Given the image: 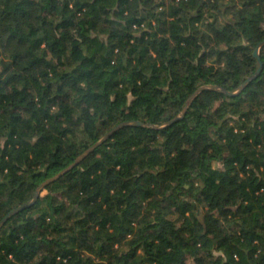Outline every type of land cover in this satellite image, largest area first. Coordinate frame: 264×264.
I'll list each match as a JSON object with an SVG mask.
<instances>
[{
  "label": "trees",
  "instance_id": "trees-1",
  "mask_svg": "<svg viewBox=\"0 0 264 264\" xmlns=\"http://www.w3.org/2000/svg\"><path fill=\"white\" fill-rule=\"evenodd\" d=\"M262 40L264 0H0V221L144 122L12 215L0 264H264V45L189 100Z\"/></svg>",
  "mask_w": 264,
  "mask_h": 264
},
{
  "label": "water",
  "instance_id": "water-1",
  "mask_svg": "<svg viewBox=\"0 0 264 264\" xmlns=\"http://www.w3.org/2000/svg\"><path fill=\"white\" fill-rule=\"evenodd\" d=\"M264 45V40L260 41L257 45V47L255 48V51H254V55L255 57L258 59V66H257V69H256V72L249 76L243 83L242 85L239 87L238 90H235V91H230L226 88H222L218 85H211V84H204V85H201L194 93L193 95L189 98V100H192L193 98H195L201 91L203 90H206V89H211V90H219V91H223L225 92L226 94L228 95H236L238 93H240L246 86L248 83H250L253 79L257 78L262 70H263V61L261 59V55H260V48L261 46ZM187 108H188V104L184 107L182 113L178 116H176L175 118L171 119L169 122L165 123V124H162V125H154L156 128H160V127H164L166 125H169L177 120H179L180 118L184 117L186 111H187ZM126 125H144V122L141 121V120H130V121H125V122H122V123H119L118 125H116L113 129H111L107 134H105L100 140H98L96 143H94L92 146H90L87 150H85V152H83L71 165H69L67 168H65L64 170L60 171L59 173H57L55 176L51 177V178H48L46 181H44L43 183H41L37 189H36V192H35V195L34 197L24 203V204H21L20 206L10 210L5 216L4 218L0 221V229L3 227V225L6 223V221L12 216L14 215L15 213L27 208V207H30L32 206L33 204L36 203V201L38 200L42 190L44 189V187L58 179L59 177H61L63 174H65L68 170H70L74 165H76L85 155H87L89 152H91L92 150H94L97 146H99L103 141H105L109 136H111L118 128L122 127V126H126Z\"/></svg>",
  "mask_w": 264,
  "mask_h": 264
},
{
  "label": "rangeland",
  "instance_id": "rangeland-1",
  "mask_svg": "<svg viewBox=\"0 0 264 264\" xmlns=\"http://www.w3.org/2000/svg\"><path fill=\"white\" fill-rule=\"evenodd\" d=\"M215 100H216V102L219 101V100H218V96H216V99H215ZM220 164H221V163H218V162H215V163H214L215 166H220ZM45 193H46V191H42V194H45Z\"/></svg>",
  "mask_w": 264,
  "mask_h": 264
}]
</instances>
